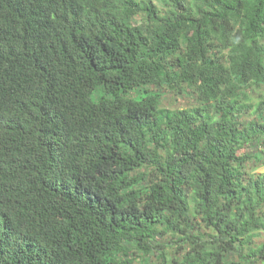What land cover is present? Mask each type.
<instances>
[{"label":"trees","instance_id":"obj_1","mask_svg":"<svg viewBox=\"0 0 264 264\" xmlns=\"http://www.w3.org/2000/svg\"><path fill=\"white\" fill-rule=\"evenodd\" d=\"M261 162L264 0H0V264H264Z\"/></svg>","mask_w":264,"mask_h":264},{"label":"rangeland","instance_id":"obj_2","mask_svg":"<svg viewBox=\"0 0 264 264\" xmlns=\"http://www.w3.org/2000/svg\"><path fill=\"white\" fill-rule=\"evenodd\" d=\"M157 3H160V1H157ZM99 97H100L99 93L96 92L93 95V100L95 102H98ZM166 101L168 102L166 104L170 105V108L172 107L173 109H176V108H189L190 107V101H188V100L180 99V100L174 102V99L172 97H167ZM254 150L248 149L247 151L249 153V152H254ZM261 165H262V162L259 164V168L257 170V175H260V174L264 173V167H261ZM197 230H201V232L206 231L205 229H202V228H199ZM260 241H262L261 238L258 240V242H260ZM163 243H165L168 246V242H165V241L160 242V244H163ZM172 247H173V249H171ZM179 248H180V245H177V244H171L170 248L165 247L164 251L166 253V256H165L166 259H162L161 258V256H160L161 250L157 249L156 252H154V254L152 255V258H151L152 259V263L151 264H171L170 261H169V259H171V258H169V257L175 256L176 253H178L180 251ZM169 253L171 254L170 256L168 255ZM138 262H141V260H139ZM136 264H141V263H136ZM142 264H144V263H142Z\"/></svg>","mask_w":264,"mask_h":264},{"label":"clouds","instance_id":"obj_3","mask_svg":"<svg viewBox=\"0 0 264 264\" xmlns=\"http://www.w3.org/2000/svg\"><path fill=\"white\" fill-rule=\"evenodd\" d=\"M157 1H160V0H156L155 2L157 3Z\"/></svg>","mask_w":264,"mask_h":264}]
</instances>
